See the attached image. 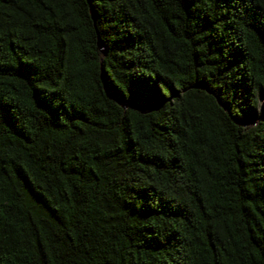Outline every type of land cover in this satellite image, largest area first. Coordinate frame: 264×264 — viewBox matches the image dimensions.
<instances>
[{"label": "trees", "instance_id": "trees-1", "mask_svg": "<svg viewBox=\"0 0 264 264\" xmlns=\"http://www.w3.org/2000/svg\"><path fill=\"white\" fill-rule=\"evenodd\" d=\"M0 264H264V0H0Z\"/></svg>", "mask_w": 264, "mask_h": 264}, {"label": "water", "instance_id": "water-1", "mask_svg": "<svg viewBox=\"0 0 264 264\" xmlns=\"http://www.w3.org/2000/svg\"><path fill=\"white\" fill-rule=\"evenodd\" d=\"M91 17H92V19H93V21L95 20L94 19V16H93V13L91 12ZM96 47H97V50H98V52L100 53V55H101V57H104L105 56V49H104V46H103V44L99 41V38L97 39V43H96ZM119 102V101H118ZM119 104L124 108V104H122V103H120L119 102ZM138 112H140V113H145L146 112V109H148V108H137V107H134ZM153 109V108H152Z\"/></svg>", "mask_w": 264, "mask_h": 264}]
</instances>
